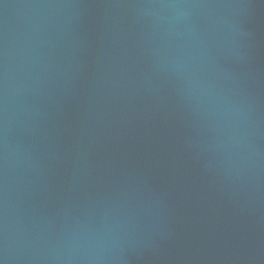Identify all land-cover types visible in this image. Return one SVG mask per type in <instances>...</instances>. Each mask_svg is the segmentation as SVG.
<instances>
[{
	"label": "water",
	"instance_id": "1",
	"mask_svg": "<svg viewBox=\"0 0 264 264\" xmlns=\"http://www.w3.org/2000/svg\"><path fill=\"white\" fill-rule=\"evenodd\" d=\"M0 264H264V0H0Z\"/></svg>",
	"mask_w": 264,
	"mask_h": 264
}]
</instances>
